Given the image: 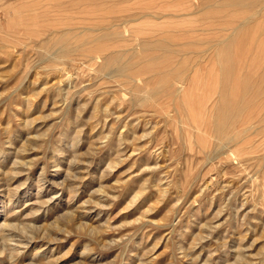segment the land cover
<instances>
[{
	"label": "rangeland",
	"instance_id": "374dc122",
	"mask_svg": "<svg viewBox=\"0 0 264 264\" xmlns=\"http://www.w3.org/2000/svg\"><path fill=\"white\" fill-rule=\"evenodd\" d=\"M263 1L0 0V264H264Z\"/></svg>",
	"mask_w": 264,
	"mask_h": 264
},
{
	"label": "bare ground",
	"instance_id": "6f19581e",
	"mask_svg": "<svg viewBox=\"0 0 264 264\" xmlns=\"http://www.w3.org/2000/svg\"><path fill=\"white\" fill-rule=\"evenodd\" d=\"M264 2V1H263ZM246 5V4H245ZM259 8V7H258ZM20 13V12H19ZM21 13H22V11H21ZM24 14L26 13V12H23ZM16 15H21V16H23L22 14H16ZM33 15V14H32ZM36 15V14H35ZM21 16H18V19H19V17L21 18ZM26 16H27V14H26ZM26 16H24L25 18H27ZM35 17V16H34ZM23 18V17H22ZM183 18V17H182ZM248 18V17H247ZM24 19V18H23ZM25 20V19H24ZM27 20H29V19H27ZM35 20V19H34ZM37 20V19H36ZM193 20V19H192ZM20 21H22V19H19V21L18 22H20ZM194 21V20H193ZM16 22H17V20H16ZM16 22L14 23V24H16ZM26 22V21H25ZM36 22V21H35ZM150 22V21H149ZM165 22V21H164ZM168 22V21H167ZM182 22H184V21H182ZM21 23V22H20ZM154 23V22H153ZM172 23V22H171ZM181 23V22H180ZM27 24V23H26ZM164 24V23H163ZM21 24H19V26H20ZM23 25H25L24 23H23ZM154 25V24H153ZM156 25V24H155ZM158 25V24H157ZM193 26V25H192ZM140 27V26H139ZM17 28H19V27H17ZM40 31V30H39ZM14 32V31H13ZM15 32H17V31H15ZM2 33H4V32H2ZM73 33V32H72ZM233 34V33H232ZM230 36V35H229ZM66 39V38H65ZM227 40V39H226ZM196 41V40H195ZM65 42V41H64ZM221 42V41H220ZM220 42H217V43H220ZM223 42V41H222ZM224 42H225V40H224ZM67 43V42H66ZM64 44V43H63ZM58 45V44H57ZM216 45V44H215ZM227 45V44H226ZM53 50V49H52ZM172 51H174V50H172ZM192 69V68H191ZM183 75V74H182ZM177 86V85H176ZM219 88V87H218ZM133 91V90H132ZM139 93V92H138ZM150 95V94H149ZM145 96H147V95H145ZM198 98H200V96H198ZM192 101V100H191ZM156 102V101H155ZM224 102V101H223ZM165 107V106H164ZM166 111V110H165ZM195 113V112H194ZM202 134V133H201ZM138 192H140V191H138ZM137 194H140V193H137ZM137 194H135V196H136V198L138 197V195ZM135 196L133 197L134 198V200H135ZM15 236V235H14ZM3 237L7 240H13V239H11L10 238V236L9 237H7V236H5V235H3ZM10 238V239H9ZM5 240V241H6ZM20 242V241H19ZM6 244V243H5ZM25 244V243H24ZM9 246V245H8ZM5 248V247H4ZM9 248V247H8ZM15 248V247H14ZM16 249V248H15Z\"/></svg>",
	"mask_w": 264,
	"mask_h": 264
}]
</instances>
